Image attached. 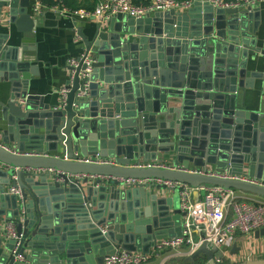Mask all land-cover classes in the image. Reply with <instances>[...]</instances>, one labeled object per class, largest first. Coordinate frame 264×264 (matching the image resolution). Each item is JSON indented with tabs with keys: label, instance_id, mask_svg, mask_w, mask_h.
<instances>
[{
	"label": "water",
	"instance_id": "1",
	"mask_svg": "<svg viewBox=\"0 0 264 264\" xmlns=\"http://www.w3.org/2000/svg\"><path fill=\"white\" fill-rule=\"evenodd\" d=\"M4 8L10 9L6 24L24 37L22 47L1 32ZM30 8L31 0L0 2V85L6 71H13L8 98L0 102V122L6 123L0 130V264H103L117 252L147 254L159 241L182 237L186 214L180 204L160 201L149 185H126L128 180L170 181L196 192L213 186L264 199V177L240 155L255 152L252 145L264 140V108L247 111L237 93L252 76L248 62L259 64L264 56L260 8L196 3L187 11L191 26L184 38L175 27H183L186 16L174 11L144 19L118 15L105 29L99 21L92 38L79 28L92 73L81 77L88 67L83 62L69 67L66 97L40 106L42 97L30 91L32 79L20 57L38 27ZM252 19L256 27L250 31L246 23ZM183 43L184 53L172 57L171 46ZM198 67L213 69L204 74V84ZM220 71L232 83L229 91L221 87ZM90 156L110 163H84ZM167 203L170 208L162 211L159 206ZM10 224L17 238L8 236ZM256 236L264 238V228ZM239 251L235 243L231 254ZM201 254L207 264L225 258L207 243L190 258Z\"/></svg>",
	"mask_w": 264,
	"mask_h": 264
},
{
	"label": "crops",
	"instance_id": "2",
	"mask_svg": "<svg viewBox=\"0 0 264 264\" xmlns=\"http://www.w3.org/2000/svg\"><path fill=\"white\" fill-rule=\"evenodd\" d=\"M101 0H39L42 6L46 7V10L41 15H34L32 12V7L35 4L34 0H31V8L30 12L32 13L33 17L38 21V27L36 32L33 36H30L26 40V44L24 47L26 48V54L20 53V57L26 61L25 65L27 67V72L31 76V87L30 91L34 93V95H39L42 97L41 102L38 103L42 105H53L60 101L61 91L65 87V83L68 81V62L71 59L78 58L85 49L84 43L82 39H78L77 37V29L82 28L85 35L89 37H93V33L96 29V26L99 24V20L90 19L88 21H80L78 18H70V17H60L56 13L51 11V8L54 6L64 5L65 7L71 10H94L98 3ZM194 3H206L205 0H192ZM228 2H234L235 0H227ZM137 4H147L150 1L139 2L138 0H134ZM257 8L261 9L262 14V24L260 27V38L264 40V2L259 3L256 5ZM9 8H4L2 12V19L5 23L6 27L5 30L1 29V32H7L9 36V43L12 37L17 38L16 46L21 45L20 42L24 38L22 35L17 33V30L14 25H10L9 23ZM185 18V21L182 22L183 27L180 25L175 27L177 32L178 38H184L185 35H188L191 26V19L190 15L187 12L181 13ZM105 24V22L103 23ZM247 28L251 31L254 30L256 27V19L249 20L247 23ZM108 25H104L105 29ZM118 28H123V25H118ZM107 45L110 47V41L107 42ZM182 46V47H181ZM175 44L171 46L172 49V57H177V51L184 53L183 47L185 44L183 43ZM22 47V45H21ZM20 47V48H21ZM202 48H199V51ZM224 56V60L229 57ZM259 64L252 63L251 61L248 62L247 71L252 73L251 77H245L243 80V87L238 89V102H246V109L249 112H258L262 108H264V56L261 57ZM23 60V61H24ZM228 63L226 62L223 70L227 69ZM219 67V66H218ZM216 66V68H218ZM181 68V63H180ZM212 68V67H211ZM202 67H198L197 73L201 77L200 84L206 83V77L204 74L212 73L213 69L203 71ZM11 72L13 71H6L4 74V78L6 79L0 85V102H5L8 98L9 90L11 87L10 80H11ZM220 78L219 80L222 81L221 87L223 89L229 88L232 83L227 81V78L221 76L223 74L222 71L219 72ZM4 80V79H2ZM31 93V94H32ZM152 96V95H150ZM1 109H0V118H1ZM202 119L200 121H203ZM210 121H205L208 124ZM6 126V123L0 122V130H3ZM233 135L236 137L235 132L239 131L238 126L232 127ZM247 132L246 128L240 125V133L241 137L245 139L244 134ZM233 137V138H234ZM204 139L198 140V142H202ZM234 140V139H233ZM250 144H254V138L248 139ZM253 148L251 150H255V152L240 154L241 157H245L244 161L246 162V167L254 166L256 167L254 170L255 175L260 177H264V140H262L258 145L255 143L252 145ZM244 150V149H242ZM91 157V156H90ZM162 159V158H161ZM166 162L164 165H170L169 159L167 157L163 158ZM247 161H246V160ZM213 160V159H212ZM221 163L220 157L216 158V162ZM248 162V163H247ZM259 166L262 167V171L260 170V174H258ZM245 167V168H246ZM215 166H208V169L214 171ZM244 169L243 164L240 167ZM190 170H197L195 168H191ZM250 172L245 169L244 175H248ZM245 176H243L244 178ZM251 180L258 182L256 178H251ZM261 183H264L262 181ZM159 186H151L150 190L152 189V194L157 196L160 201H170L179 204L177 201V191L170 189V188H158ZM10 189L9 191H11ZM239 196L243 200H247L249 202L254 203H263L264 199L258 198L256 196L244 194L242 192L239 193ZM139 199V196H135L132 198L133 201ZM194 199L199 200L203 199V193H200V196L197 195V192H194ZM99 202V201H98ZM162 211H166L169 209L170 206L167 204H161L159 206ZM172 214V212H171ZM173 215V214H172ZM75 217V216H73ZM55 219V217H52ZM176 221H167V223H174ZM177 233V232H176ZM171 238H175L171 237ZM168 238V239H171ZM199 235L195 234V239H198ZM237 245L240 249L238 255H232V248L229 252H226L227 261L226 264H239L244 263L247 261H258L264 259V238L258 239L256 236V232L250 235H240L238 236ZM147 247L146 245H144ZM150 248V246L148 247ZM189 247H185L178 252H169L164 255L161 259H156L152 261L150 264H197V262H202L203 264H207L208 260L205 254H201L197 258H190L191 256L188 255ZM152 251V250H151ZM140 253V252H139ZM225 255V256H226Z\"/></svg>",
	"mask_w": 264,
	"mask_h": 264
},
{
	"label": "built area",
	"instance_id": "3",
	"mask_svg": "<svg viewBox=\"0 0 264 264\" xmlns=\"http://www.w3.org/2000/svg\"><path fill=\"white\" fill-rule=\"evenodd\" d=\"M11 2L12 0H0V2ZM32 7L34 15H41L46 7L42 6L39 0H34ZM207 4L215 9H240L246 10L249 7L255 8L264 0H205ZM195 5L192 0H150L149 3L137 4L134 0H101L94 10H71L64 5L54 6L51 11L60 17L78 18L80 21L90 19L107 22L118 15H128L136 19H144L159 13L174 11L184 13ZM77 33V32H76ZM78 39L81 37L77 33ZM83 62L88 67L81 73L82 78H88L92 73L91 64L93 63L91 54L85 51L78 57L68 62L69 67H78ZM88 88V84L86 85ZM67 95L66 90L61 91L64 99ZM87 164H108V160L99 156L89 157L83 160ZM152 167L153 165H147ZM196 173L206 174L204 171ZM222 177L230 176L224 174ZM238 179L237 177H231ZM243 179V178H242ZM256 182V181H254ZM126 185H149L165 186L173 190L180 191V208L186 214L183 221L182 237H175L159 241L156 248L150 253H130L120 251L107 257L103 264H150L156 259H161L166 253L178 252L185 247H189L188 255L196 253L203 243L209 244L211 248L221 251L224 255L237 242L238 236L250 235L264 228V204L254 203L240 198L238 191L226 190L220 187L203 186L197 192L204 194L203 199H194V189L180 183L164 180H128ZM264 185V183H263ZM13 194L19 195L20 191L12 189ZM8 236L17 238L15 226H7ZM195 234L199 235L195 239ZM21 260V258H19ZM217 264H226L227 255L224 259H217Z\"/></svg>",
	"mask_w": 264,
	"mask_h": 264
},
{
	"label": "rangeland",
	"instance_id": "4",
	"mask_svg": "<svg viewBox=\"0 0 264 264\" xmlns=\"http://www.w3.org/2000/svg\"><path fill=\"white\" fill-rule=\"evenodd\" d=\"M176 193H177V201H178L179 204H180V198H181V196H180V191L178 190Z\"/></svg>",
	"mask_w": 264,
	"mask_h": 264
},
{
	"label": "trees",
	"instance_id": "5",
	"mask_svg": "<svg viewBox=\"0 0 264 264\" xmlns=\"http://www.w3.org/2000/svg\"><path fill=\"white\" fill-rule=\"evenodd\" d=\"M197 264H203V263L199 261V262H197Z\"/></svg>",
	"mask_w": 264,
	"mask_h": 264
}]
</instances>
